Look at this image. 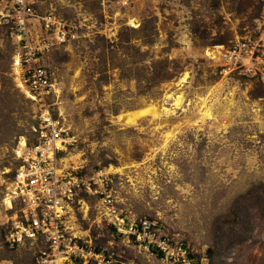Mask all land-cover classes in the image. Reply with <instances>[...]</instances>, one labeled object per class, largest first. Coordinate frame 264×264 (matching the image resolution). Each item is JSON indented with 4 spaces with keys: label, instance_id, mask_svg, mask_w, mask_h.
<instances>
[{
    "label": "rangeland",
    "instance_id": "obj_1",
    "mask_svg": "<svg viewBox=\"0 0 264 264\" xmlns=\"http://www.w3.org/2000/svg\"><path fill=\"white\" fill-rule=\"evenodd\" d=\"M109 4L37 0L30 40L50 43L38 56L54 87L35 98L13 69L23 42L11 3L0 14V264H36L43 248L11 246L5 234L20 208L9 203L19 140L32 145L52 125L60 167L110 191L128 220L149 218L172 251L183 247L194 264H264V80L206 54L242 39L264 52V0ZM49 12L76 37L58 44L45 33ZM149 104L170 110L125 123ZM81 200L72 231L113 264H180L115 231L99 194Z\"/></svg>",
    "mask_w": 264,
    "mask_h": 264
},
{
    "label": "built area",
    "instance_id": "obj_2",
    "mask_svg": "<svg viewBox=\"0 0 264 264\" xmlns=\"http://www.w3.org/2000/svg\"><path fill=\"white\" fill-rule=\"evenodd\" d=\"M137 1L101 0V3L109 6V3L115 2L121 8H128ZM36 2L37 0H0V14L11 3L18 37L20 43L23 42V47L14 56L13 69L21 85H27L29 92L41 95L50 92L54 84L51 71L40 62L38 56L50 43L36 45L30 40L33 22L38 17L34 8ZM42 20L45 33L53 35L58 44L76 37V33L53 12L47 13ZM206 54L209 59L220 61L231 70L239 69L264 80V52L260 51L258 43L251 44L242 39L231 46L208 47ZM60 137L61 132L56 125H52L49 130L41 131L38 142L32 145L24 137L19 140L16 153L20 164L9 199L11 203L18 202L20 208L19 213L15 214L12 227L5 234L7 244L14 246L25 241L42 243L43 248L36 257V264H113L91 241L81 240L72 231V217L77 203L82 201L81 194L91 192L100 195L102 213L119 234L129 239L136 238L146 247L153 246L159 251L172 252L180 264H194L186 249L179 247L172 251L167 241L156 236L153 222L149 218L128 220L110 191L97 188L93 190L90 178L74 169L60 167L57 158V153L62 148L58 143Z\"/></svg>",
    "mask_w": 264,
    "mask_h": 264
},
{
    "label": "bare ground",
    "instance_id": "obj_3",
    "mask_svg": "<svg viewBox=\"0 0 264 264\" xmlns=\"http://www.w3.org/2000/svg\"><path fill=\"white\" fill-rule=\"evenodd\" d=\"M187 74H185L183 77H182V81H186L187 79ZM27 93L29 94V96H31L32 98H35L33 96V94H31L28 90H27ZM175 104L176 105H179L181 102H182V95L179 94L175 97ZM159 109H164L166 111H169L170 109L165 106V105H161V106H158V105H155V104H149L139 110H136V111H133V112H129V113H126V115H123V119L125 121V123L129 124V123H135L139 117H141L142 115H157V113L159 112ZM122 121V120H121ZM9 203L11 206H13V204L11 203L10 199H9Z\"/></svg>",
    "mask_w": 264,
    "mask_h": 264
}]
</instances>
